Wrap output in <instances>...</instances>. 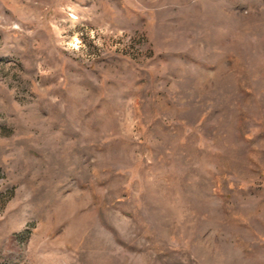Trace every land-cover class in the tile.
<instances>
[{
  "label": "rangeland",
  "instance_id": "1",
  "mask_svg": "<svg viewBox=\"0 0 264 264\" xmlns=\"http://www.w3.org/2000/svg\"><path fill=\"white\" fill-rule=\"evenodd\" d=\"M0 264H264V0H0Z\"/></svg>",
  "mask_w": 264,
  "mask_h": 264
}]
</instances>
